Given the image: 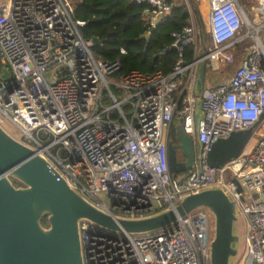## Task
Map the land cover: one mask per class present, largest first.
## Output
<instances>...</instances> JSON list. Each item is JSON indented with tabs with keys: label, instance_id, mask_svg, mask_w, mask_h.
<instances>
[{
	"label": "built area",
	"instance_id": "1",
	"mask_svg": "<svg viewBox=\"0 0 264 264\" xmlns=\"http://www.w3.org/2000/svg\"><path fill=\"white\" fill-rule=\"evenodd\" d=\"M134 1L145 5L146 35L173 7L167 0ZM206 1L209 43L190 11L188 24L173 34L178 58L169 74L130 70L116 77L120 63L94 57V43L81 35L85 22L73 18L71 0H0V126L10 134L5 123L13 121L24 140L12 137L42 155L71 188L113 218L151 216L174 208L186 195L222 188L244 226L232 264H264V117L259 120L264 0L248 10L238 0ZM247 38L250 44L232 75L203 86L200 173L195 163L173 174L168 133L176 120L194 136L200 60L207 70L233 64L235 46ZM187 45L193 46L189 62L183 59ZM256 122L236 158L218 168L204 162L216 140ZM209 217L206 208H197L170 227L140 234L114 233L80 220L83 263L210 264Z\"/></svg>",
	"mask_w": 264,
	"mask_h": 264
},
{
	"label": "water",
	"instance_id": "2",
	"mask_svg": "<svg viewBox=\"0 0 264 264\" xmlns=\"http://www.w3.org/2000/svg\"><path fill=\"white\" fill-rule=\"evenodd\" d=\"M92 42L98 43L99 39L93 37ZM2 71L4 77L5 70ZM205 72V59L202 58L194 88L197 97L194 136L185 134L179 125L174 142H168V165L173 174L190 169L195 163L200 173L202 143L197 132L203 117L201 94ZM263 117L264 111L259 120ZM258 122L216 140L204 162L218 168L236 158ZM175 150L183 156V164L179 160V164L175 162ZM13 181L21 185L16 186ZM237 189L240 190L239 186ZM197 208H206L213 215L210 264H232L240 245L236 228L238 211L222 188L186 195L174 208L151 216L113 218L71 188L42 155L0 126V264H84L80 220L86 219L114 233L140 234L170 227L178 218ZM43 219L47 226L43 225Z\"/></svg>",
	"mask_w": 264,
	"mask_h": 264
},
{
	"label": "trees",
	"instance_id": "3",
	"mask_svg": "<svg viewBox=\"0 0 264 264\" xmlns=\"http://www.w3.org/2000/svg\"><path fill=\"white\" fill-rule=\"evenodd\" d=\"M167 1L173 3V7L151 28L148 35L141 17L145 5L137 4L134 0H74L73 18L85 22L80 28L85 39H99L91 47L96 59L120 63L121 69L116 77L130 70L144 74L160 71L165 75L173 70L178 58L177 49L171 46L175 40L173 34L181 32L188 24L190 11L194 16H200L198 0ZM192 58L193 46L187 45L183 49V59L189 62ZM179 125L174 120L170 126L172 142ZM13 182L16 186L21 185L17 181ZM42 223L47 226L45 219Z\"/></svg>",
	"mask_w": 264,
	"mask_h": 264
},
{
	"label": "rangeland",
	"instance_id": "4",
	"mask_svg": "<svg viewBox=\"0 0 264 264\" xmlns=\"http://www.w3.org/2000/svg\"><path fill=\"white\" fill-rule=\"evenodd\" d=\"M71 1H72V3H74V0H71ZM238 3L240 5H242L246 10H248L249 8L252 7V5H254L256 3V0H238ZM198 6H199V11H200V13H199L200 16H198V14H196L195 23L197 25V28L201 31V34L204 36L205 41L207 43H209L210 37H209V33H208V24H207V21H206V16H207V12H208L207 1L206 0H198ZM246 32H247V26L244 25L243 29H242V34H246ZM249 44H250V39L247 38L242 43L237 44L235 46L236 47L235 50L239 51L240 53H242L244 51V49ZM235 50H233V51L235 52V55H236V51ZM239 52H237V53H239ZM240 53L237 54V55H240ZM214 75H215V72L213 73V76ZM5 128L14 137L24 140V135H23L22 131L18 128V126L13 121L7 119L6 123H5ZM169 139H171V138L169 137ZM173 156H174L175 162L177 164H179L178 160L182 161V164H183V159L184 158L179 153V151L175 150V153H174ZM103 200H105V199H103ZM212 216L213 215L210 213V217H209L210 220L212 219ZM236 228L238 230L239 235L241 236V234L243 232V229H244L242 220H238L237 221ZM240 249H241V242H240V245H239V250Z\"/></svg>",
	"mask_w": 264,
	"mask_h": 264
},
{
	"label": "crops",
	"instance_id": "5",
	"mask_svg": "<svg viewBox=\"0 0 264 264\" xmlns=\"http://www.w3.org/2000/svg\"><path fill=\"white\" fill-rule=\"evenodd\" d=\"M192 16L195 18L193 13H192ZM192 16H190V19H191ZM207 17H208V12H207L206 20H207ZM237 52H239V51H236V55H235L236 60H235V62L233 64H228V65H225V66H222V67L219 66L218 69H214V68L213 69H209V70L206 69V72H205V83L204 84L205 85H209V86H213V85H216V84H218L220 82H223V81L227 80L232 75V73L234 71V68L238 65V62H239V59H240V55H237V54H239L240 52L239 53H237ZM214 72H215V75L213 76ZM169 137H170V133H168V142H170L172 140V139H169ZM186 170H188V169H186ZM185 171H183V172H185ZM183 172H181V173H183Z\"/></svg>",
	"mask_w": 264,
	"mask_h": 264
}]
</instances>
